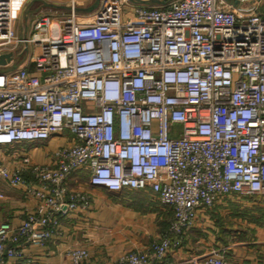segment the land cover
<instances>
[{
    "label": "built area",
    "instance_id": "1",
    "mask_svg": "<svg viewBox=\"0 0 264 264\" xmlns=\"http://www.w3.org/2000/svg\"><path fill=\"white\" fill-rule=\"evenodd\" d=\"M68 2L65 18L40 15L20 37L13 0H0V54L29 49L22 65L0 64V178L34 199L18 224L0 221V261L59 238L61 216L90 208L92 195L69 184L79 170L90 185L150 190L172 209L168 229L119 264L162 260L220 199L264 196V11L100 0L78 15ZM54 137L63 141L34 160L35 141ZM65 252L70 264L89 256L83 245ZM201 263L229 264L219 246Z\"/></svg>",
    "mask_w": 264,
    "mask_h": 264
},
{
    "label": "crops",
    "instance_id": "2",
    "mask_svg": "<svg viewBox=\"0 0 264 264\" xmlns=\"http://www.w3.org/2000/svg\"><path fill=\"white\" fill-rule=\"evenodd\" d=\"M165 1L148 0L152 4ZM75 2L79 10L92 12L100 0ZM224 7L243 15L248 13L249 7L264 11V0H228ZM68 12V0H13V26L17 36H29L40 15L60 20ZM28 52L23 44L17 45L12 60L2 69L22 65ZM62 141L63 138L54 137L32 145V158L38 162L45 161V153ZM69 184H81L80 188L92 195L90 208L61 216L63 234L59 238L41 245L26 246L22 258H4L0 264H70L65 252L67 244L87 248L89 256L84 264H119L124 251L146 248L168 229L172 209L162 204L150 190L109 191L90 185L86 173L80 170L71 175ZM0 192L4 195L0 198V221L8 219L18 224L27 210L33 207L34 199L26 197L20 187L12 186L1 178ZM250 197L229 196L220 199L211 209L200 212L194 226L186 232L183 244L170 249L160 261L152 257L150 264H202V255L216 246L225 249L229 264H264V225L260 221L262 214L258 212L264 209V200Z\"/></svg>",
    "mask_w": 264,
    "mask_h": 264
},
{
    "label": "rangeland",
    "instance_id": "3",
    "mask_svg": "<svg viewBox=\"0 0 264 264\" xmlns=\"http://www.w3.org/2000/svg\"><path fill=\"white\" fill-rule=\"evenodd\" d=\"M68 11V10H67ZM76 12H77V14L78 15H85V14H89V12H86V11H83V10H79L78 8H77V10H76ZM16 60H18V58H16ZM12 66V65H11ZM4 66H1V68H3ZM6 68H9V66H7ZM64 133L66 134H68V131H64ZM41 142L42 141H35V143H37V144H41ZM25 146H26V144H25ZM10 151V149H8L7 150V152H9ZM245 197H247V196H245ZM251 199H263L264 200V196H262V197H257V196H251L250 197ZM261 211H258L259 212V214L261 213L262 214V216L260 217V221H261V224L262 225H264V218H263V215H264V209H260Z\"/></svg>",
    "mask_w": 264,
    "mask_h": 264
},
{
    "label": "water",
    "instance_id": "4",
    "mask_svg": "<svg viewBox=\"0 0 264 264\" xmlns=\"http://www.w3.org/2000/svg\"><path fill=\"white\" fill-rule=\"evenodd\" d=\"M12 54L11 52H5L0 54V64H5L8 61H11Z\"/></svg>",
    "mask_w": 264,
    "mask_h": 264
},
{
    "label": "trees",
    "instance_id": "5",
    "mask_svg": "<svg viewBox=\"0 0 264 264\" xmlns=\"http://www.w3.org/2000/svg\"><path fill=\"white\" fill-rule=\"evenodd\" d=\"M174 235H175V234H174ZM174 235H173V233H170V236H171V237H174Z\"/></svg>",
    "mask_w": 264,
    "mask_h": 264
},
{
    "label": "clouds",
    "instance_id": "6",
    "mask_svg": "<svg viewBox=\"0 0 264 264\" xmlns=\"http://www.w3.org/2000/svg\"><path fill=\"white\" fill-rule=\"evenodd\" d=\"M122 121H123V124H125V123H124V118H123V117H122Z\"/></svg>",
    "mask_w": 264,
    "mask_h": 264
}]
</instances>
